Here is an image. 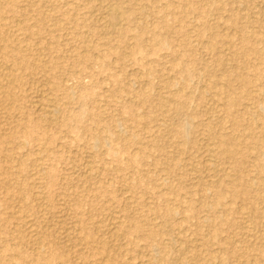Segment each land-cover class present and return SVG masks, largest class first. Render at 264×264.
<instances>
[{"label": "rangeland", "instance_id": "374dc122", "mask_svg": "<svg viewBox=\"0 0 264 264\" xmlns=\"http://www.w3.org/2000/svg\"><path fill=\"white\" fill-rule=\"evenodd\" d=\"M0 264H264V0H0Z\"/></svg>", "mask_w": 264, "mask_h": 264}, {"label": "bare ground", "instance_id": "6f19581e", "mask_svg": "<svg viewBox=\"0 0 264 264\" xmlns=\"http://www.w3.org/2000/svg\"><path fill=\"white\" fill-rule=\"evenodd\" d=\"M119 6H121V5H119ZM118 8V7H117ZM117 8L116 9H113V17L115 18V20H116V23H118L119 24V22H120V15L122 16L123 14H121L120 13V11H118L117 10ZM111 9V8H110ZM120 9V8H119ZM129 11H127L126 13H128ZM42 22V20L41 19H39L38 20V23H41ZM115 28V27H114ZM26 30H29L30 28L28 27V26H26V28H25ZM2 40H5V39H8V36L6 35V36H2V38H1ZM2 77V76H1ZM5 81V80H4ZM8 82V81H7ZM11 87V85L10 84H8V86L7 87H5V89H6V92H9V88ZM5 96H6V94H5ZM3 97V96H2ZM7 99V98H6ZM43 108V107H42ZM47 112V111H46ZM209 131H210V133H211V135H212V132H211V128H209ZM88 171H89V169H88ZM40 233V232H39ZM88 237H90L91 238V236H88ZM94 237V236H93ZM40 244V243H39ZM40 247H42L43 246V244H41V245H39ZM100 248V247H99ZM105 248H100V249H98L97 251H98V253H104L105 252ZM37 256H42V254L40 253V251H38V253H37ZM103 257V256H102ZM101 257V258H102ZM103 259V258H102ZM107 259V258H106ZM103 261V260H102Z\"/></svg>", "mask_w": 264, "mask_h": 264}]
</instances>
